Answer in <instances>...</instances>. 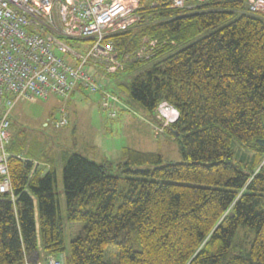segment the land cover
<instances>
[{"label":"trees","instance_id":"16d2710c","mask_svg":"<svg viewBox=\"0 0 264 264\" xmlns=\"http://www.w3.org/2000/svg\"><path fill=\"white\" fill-rule=\"evenodd\" d=\"M135 14L108 37L122 64L113 75L135 73L121 85L124 102L159 126V105L178 112L162 130L177 136L184 162L157 166L158 154L126 149V164L156 167L126 170L120 187L107 165L70 154L59 190L51 158L8 152L13 199L0 194V264H109L110 246L117 264H264V15L246 0L182 9L141 0ZM234 142L252 153L242 168ZM62 208L84 223L67 247Z\"/></svg>","mask_w":264,"mask_h":264},{"label":"built area","instance_id":"2783aa9c","mask_svg":"<svg viewBox=\"0 0 264 264\" xmlns=\"http://www.w3.org/2000/svg\"><path fill=\"white\" fill-rule=\"evenodd\" d=\"M157 1L182 9L210 0H144L153 6ZM140 5L141 0H0V194L13 199L10 154L5 147L10 143L9 115L20 100L66 98L80 87L99 93L102 110L116 118L122 106L119 98L96 81L90 69L100 66L107 71L114 62L122 68L108 37L133 25ZM246 5L264 15V0H246ZM81 40L90 43L84 55L69 46L70 41ZM158 113L165 125L178 118V112L166 103ZM60 114L52 121L56 129L69 122L65 109ZM44 264H63V259L50 256Z\"/></svg>","mask_w":264,"mask_h":264},{"label":"rangeland","instance_id":"374dc122","mask_svg":"<svg viewBox=\"0 0 264 264\" xmlns=\"http://www.w3.org/2000/svg\"><path fill=\"white\" fill-rule=\"evenodd\" d=\"M221 25H218L217 28ZM213 31L214 29H206L191 42L199 40ZM69 46L76 53L84 55L88 51L90 43L70 41ZM64 58L72 64L67 55H64ZM118 65V62H114L107 71L99 68L100 66L92 67L90 71L96 81L103 84L107 91L119 98L122 106L130 109L128 114L131 121L129 123L126 122V111L121 114H118V111L116 118H109L101 108L100 94L89 93L80 87L66 98L50 95L46 100L37 97L31 100H20L9 115L11 141L5 147L6 151L36 158L39 161L51 158L56 165L59 190L62 187L64 157L70 154H78L90 162L107 165L109 174L120 178V187L127 184L125 178L132 177L131 173L126 170H152L156 167L154 165L126 164L127 160L123 155L126 149L158 154L161 157V163L157 166L184 162L180 143L176 140L177 136L174 137L168 130H162V127L167 125H165V121L161 122L159 113L157 119L162 126H159L139 106L126 105L124 102L127 98L126 90L121 85L130 84L135 73L126 71L113 75L121 69ZM60 109L66 110L69 122L67 126L56 129L52 121L60 117ZM117 109L120 110L121 106H118ZM233 150L232 163L235 166L242 168L243 164L252 161V153L248 148L234 142ZM61 211L67 247L71 240L82 233L84 223L69 222L64 208ZM114 253H116L115 247H107L105 252L107 263L117 264V257L113 255Z\"/></svg>","mask_w":264,"mask_h":264},{"label":"crops","instance_id":"0c3cea01","mask_svg":"<svg viewBox=\"0 0 264 264\" xmlns=\"http://www.w3.org/2000/svg\"><path fill=\"white\" fill-rule=\"evenodd\" d=\"M72 93H73V92H72ZM72 93H71V94H72ZM129 110H130V109H128V108H127V107H125V106H121V109H120V110H118V111H119V113H118V114L124 113V111H126V112H127V113H126V114H127V119H126V122H128V123L131 121V120H130V119H131V117H130V116H129V114H128ZM118 116H119V115H118ZM10 138H11V136H10ZM10 141H11V139H10ZM40 164H41V163H40ZM43 164H46V163H43ZM47 165H48V164H47Z\"/></svg>","mask_w":264,"mask_h":264},{"label":"water","instance_id":"95a60500","mask_svg":"<svg viewBox=\"0 0 264 264\" xmlns=\"http://www.w3.org/2000/svg\"><path fill=\"white\" fill-rule=\"evenodd\" d=\"M257 142L260 146L264 147V141L258 140Z\"/></svg>","mask_w":264,"mask_h":264}]
</instances>
